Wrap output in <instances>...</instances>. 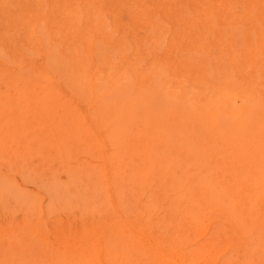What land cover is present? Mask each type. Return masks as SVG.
<instances>
[{"label":"rangeland","instance_id":"rangeland-1","mask_svg":"<svg viewBox=\"0 0 264 264\" xmlns=\"http://www.w3.org/2000/svg\"><path fill=\"white\" fill-rule=\"evenodd\" d=\"M0 264H264V0H0Z\"/></svg>","mask_w":264,"mask_h":264},{"label":"bare ground","instance_id":"bare-ground-1","mask_svg":"<svg viewBox=\"0 0 264 264\" xmlns=\"http://www.w3.org/2000/svg\"><path fill=\"white\" fill-rule=\"evenodd\" d=\"M33 23H34V22H33ZM111 25H112V24H111ZM24 26H25V25H24ZM108 28H109V27H108ZM176 28H177V27H176ZM115 32H116V31H115ZM59 44H60V43H59ZM164 44H165V43H164ZM162 49H163V48H162ZM150 54H151V53H150ZM57 59H58V58H57ZM101 69H102V68H101ZM101 69H100V70H101ZM101 71H102V70H101ZM151 71H152V70H151ZM70 75H71V74H70ZM91 77H92V76H91ZM91 77H90V78H91ZM123 80H125V79H123ZM78 81H79V80H78ZM121 82H122V81H121ZM77 84H78V82H77ZM168 87H169V86H168ZM171 89H173V88H171ZM171 89H170V90H171ZM119 90H120V89H119ZM178 90H179V88H178ZM167 91H168V90H167ZM123 93H124V92H123ZM211 93H212V92H211ZM128 94H129V93H128ZM46 95H47V94H46ZM125 95H126V94H125ZM220 95H221V94H220ZM177 96H178V95H177ZM168 97H169V95H168ZM172 98H174V97L172 96ZM177 98H178V97H177ZM212 98H213V96H212ZM45 100H46V98H45ZM52 100H54V99H52ZM43 101H44V100H43ZM47 102H48V101H47ZM49 102H50V101H49ZM52 102H53V101H52ZM214 102H215V101H214ZM133 103H134V102H133ZM215 103H216V102H215ZM258 103H259V101H258ZM217 104H218V103H217ZM212 105H213V104H212ZM212 105H211V106H212ZM208 106H209V105H208ZM211 106H210V107H211ZM49 107H50V105H49ZM54 107H55V105H54ZM54 107H53V105L51 106V108H54ZM206 107H207V106H206ZM208 108H209V107H208ZM209 109H210V108H209ZM40 112H41V111H40ZM223 112H225V111H223ZM14 113H15V112H14ZM216 114H218V113H216ZM227 116H228V115H227ZM207 118H208V117H207ZM233 119H234V118H233ZM235 120H236V119H235ZM84 122H85V121H84ZM92 122H93V121H92ZM98 122H99V121H98ZM98 122H97V123H98ZM212 127H214V126H212ZM223 134H224V133H223ZM114 155H116V154H114ZM116 156H117V155H116ZM109 177H110V176H109ZM99 254H100V253H99ZM95 255H96V254H95ZM98 259H99V258H98ZM175 259H176V258H175ZM100 263H101V262H100Z\"/></svg>","mask_w":264,"mask_h":264}]
</instances>
